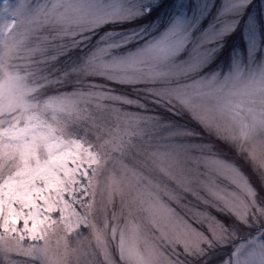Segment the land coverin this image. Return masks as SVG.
I'll list each match as a JSON object with an SVG mask.
<instances>
[{
    "label": "snow or ice",
    "instance_id": "6c2138e0",
    "mask_svg": "<svg viewBox=\"0 0 264 264\" xmlns=\"http://www.w3.org/2000/svg\"><path fill=\"white\" fill-rule=\"evenodd\" d=\"M0 264H264V0H0Z\"/></svg>",
    "mask_w": 264,
    "mask_h": 264
}]
</instances>
